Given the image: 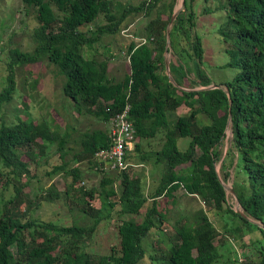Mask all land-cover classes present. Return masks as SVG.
I'll return each mask as SVG.
<instances>
[{"label": "trees", "instance_id": "16d2710c", "mask_svg": "<svg viewBox=\"0 0 264 264\" xmlns=\"http://www.w3.org/2000/svg\"><path fill=\"white\" fill-rule=\"evenodd\" d=\"M203 1L207 4L203 12L213 11L208 5L213 0ZM22 2L34 10L38 22L33 32L35 47L31 51L16 47L7 50L10 61L5 85L0 90V108L13 98L15 68L46 60L64 77L62 92L79 115L90 114L107 123L129 104V118L139 139L135 150L141 151L142 141L160 135V148L141 154L139 159H152L161 166V173L149 193L146 178L133 177L127 170L113 177L102 174L98 188L80 186L79 164L85 163L92 170L95 151L107 147L111 141L106 129L85 131L80 148L71 157L76 165L69 166L64 160L67 152L61 151V163L53 165L47 175L63 172L72 177L64 195L68 198L70 192L76 193L83 204L80 210L95 217L94 223L62 225L34 219L33 209L40 203H53L62 194L53 185L45 191L41 189L36 198L23 193L29 178L28 163L44 156L48 143L60 140L68 132L60 135L46 121H35L29 112L26 118L2 123L0 184H11L13 190L5 196L6 188H0V264H139L146 254L144 239L153 232L159 238L149 245L151 263L235 264L219 262L222 254L218 246L224 241L218 239L219 232L203 209L175 220V232L168 236L169 243L161 238L166 236L161 227L167 217L157 208L156 199H173L180 188L186 194L200 197L208 211L230 213L246 226L256 227L264 239V229L243 218L228 204L216 168L220 161L223 180L232 177L231 186L242 210L264 225V0H218L216 9L226 15L221 33L225 42L230 40L224 48L229 60L223 66L237 70L231 80L220 83L228 87L229 95L224 88L195 89L214 83L203 67L202 42L195 29V0H184L171 24L169 45L166 28L175 12L176 0H142L136 5L115 4L113 0ZM137 15L149 17L139 36L147 41L130 40L125 52L129 72L121 80H115L108 74V61L96 55L85 57L84 47L97 51L93 46L96 42L105 35L118 34ZM99 18L105 23L98 22ZM167 50L172 55L169 73L174 83L164 63ZM37 85L35 78L30 93ZM172 111L181 112L173 122L168 117ZM228 127L231 138L222 157ZM181 138L188 139L183 150L178 147ZM183 164L188 166L178 168ZM22 177L28 178L22 182ZM117 179L121 191L116 202L110 197L115 196L112 184ZM95 198L103 206L119 204L121 215L142 214L139 222L133 218L121 220L117 229L119 247H112L105 255L91 254L82 244L100 221L99 209L91 207L90 201ZM260 254L259 261L242 264H264V254Z\"/></svg>", "mask_w": 264, "mask_h": 264}, {"label": "rangeland", "instance_id": "374dc122", "mask_svg": "<svg viewBox=\"0 0 264 264\" xmlns=\"http://www.w3.org/2000/svg\"><path fill=\"white\" fill-rule=\"evenodd\" d=\"M142 0H113L115 4L136 5ZM182 0H176L175 10L181 9ZM218 0L208 3L213 9L210 13L203 12V8L207 6L203 0H195L193 9L196 14V32L201 38L203 47V67L206 73L211 77L215 84L231 80L237 73L236 69L224 67L229 60L228 54L225 52L224 37L221 29L224 28L226 15L221 9H216ZM134 17V16H133ZM149 17L137 15L131 23L125 26L118 34L105 35L99 42L93 46L97 51L84 47L85 57L97 56L99 59L108 61V74L115 80H121L126 73L129 72V61L126 48L130 40L140 38L144 24ZM103 18H99L98 22H103ZM34 10L26 7L22 0H0V90L5 85V75L7 63L10 61V54L7 52L9 48H18L21 51H31L35 47L33 32L37 27ZM89 28L91 26H88ZM169 60L172 58L171 53L166 54ZM14 78L16 90L13 98L9 103L4 104L0 108V125L2 123H13L18 117L26 118L27 112L35 121H46L51 129L57 131L60 135L65 134L60 140L54 143H48L46 153L38 160L29 161V178L22 177V182L28 178V183L22 189L23 193H28L31 198L38 197L40 190L45 191L49 186L53 185L60 192L61 197L53 200V203H40L32 211V217L42 221H53L57 224L71 225L77 224L81 226H91L95 217L83 213L80 208L83 204L79 203L76 198L77 194L70 192V196L66 198L65 190L67 184L72 177L63 172L53 176L47 175V171L52 169L53 165L61 163L59 154L66 151L64 160L69 166H75L71 160L72 154L80 148L81 135L85 131L93 129H107V124L90 114L79 115L73 108L71 101L64 96L62 92V84L64 77L57 72V67L46 60L31 64L30 67L19 65L15 68ZM38 79V85L34 91L30 93V86L33 80ZM212 83V84H214ZM201 88L200 86L195 89ZM25 104L27 106H25ZM180 111L169 112V121L173 122ZM200 118L205 121L204 116ZM225 143L222 145V157L224 156L227 146H229L231 131L230 127L225 130ZM188 143L187 138L178 140V147L183 150ZM162 140L157 135L152 140L141 142V151H133L130 156L131 165L127 167V172L135 177L141 176L146 178L147 191L154 187L161 173V166L156 165L152 159L142 161L139 159L141 154H149L160 148ZM62 147V150L59 148ZM24 160H28L26 156H22ZM1 166V164H0ZM82 170V180L80 186L85 188H98L102 174L94 172L87 167V164H79ZM188 164L180 165L178 168H185ZM229 167V166H227ZM220 181L226 187L231 186L232 177L223 180L224 170L220 168V161L216 163ZM116 173H109L113 177ZM108 175V174H107ZM1 182V179H0ZM119 180H115L112 188L115 190V196H111V201L117 202V197L121 191ZM5 196L13 190L12 185L5 186ZM110 186V185H108ZM227 201L233 210L242 209L238 204L235 196L228 190ZM157 200V208L161 212L166 213V219L162 224L165 237L161 238L165 243H169L170 234L174 233L173 228L175 220L181 216L189 215L191 212L203 209L209 214V217L219 232L218 239L223 240L224 244L219 243V250L222 254L219 262H234L242 264L248 260L259 261L262 257L260 252L264 254V239L256 227L250 228L241 222L237 217L230 213H216L208 211L207 206L202 203L200 197L186 194L183 188L178 189L174 193V198L159 197ZM91 207L99 209V224L91 237L82 242L84 249L95 255L109 254L111 248L118 249L119 236L118 224L121 220L133 218L136 221L142 219V214L129 215L119 214V204L114 207L109 205L103 206L98 198L90 201ZM0 203L2 201L0 200ZM24 204L21 209L23 210ZM156 219L159 218L155 215ZM251 221L257 222L250 217ZM257 224V225H258ZM264 229V227H261ZM159 238L158 233H150L144 239L145 256L139 264H155L148 259V253L151 251L149 245L154 244L155 238ZM257 240V241H256Z\"/></svg>", "mask_w": 264, "mask_h": 264}, {"label": "built area", "instance_id": "2783aa9c", "mask_svg": "<svg viewBox=\"0 0 264 264\" xmlns=\"http://www.w3.org/2000/svg\"><path fill=\"white\" fill-rule=\"evenodd\" d=\"M135 40L140 43L147 41L144 37ZM129 112L130 105L126 104L111 118L108 126L111 141L107 147L95 151L91 161L94 172L99 174L119 173L127 170V167L131 165L130 156L139 139L136 136L133 122L129 118Z\"/></svg>", "mask_w": 264, "mask_h": 264}, {"label": "water", "instance_id": "95a60500", "mask_svg": "<svg viewBox=\"0 0 264 264\" xmlns=\"http://www.w3.org/2000/svg\"><path fill=\"white\" fill-rule=\"evenodd\" d=\"M181 5H182V7L184 6V0L181 1ZM179 11H180V9L175 10V12L172 14V16H171V18H170V21H169V23H168V25H167V28H166L167 45H169V34H170L169 32H170L171 24H172V22L174 21V19H175V17L177 16V14L179 13ZM169 53H170V51L167 50L166 53H165V57H164V63H165V67H166V70H167V74H168V76H169V78H170V81L174 83V80H173L172 76H171L170 73H169V62H170V60H169V57L166 56V54H169ZM206 88H224L225 91H226V93H227V95H229L228 87H227V86H224V85H221V84H215V83H214V84H210L209 86L201 87V88H197V89H206ZM229 103H231L230 99H229ZM219 179H220V178H219ZM223 186H224V185H223ZM224 189H225V190H228V191H229L231 194H233V195L235 196V198H236V195H235V192H234L232 186H228V187L224 186ZM236 200H237V198H236ZM237 202H238V204H239V201H238V200H237ZM239 205H240V204H239ZM235 211H236L238 214H240L243 218H248L249 221H251L250 218L245 214V212H244L242 209H239V208H238V209H235ZM251 222H253V223H255V224H258L257 222H254V221H251ZM258 226H260V227H264V225H263L262 223L258 224Z\"/></svg>", "mask_w": 264, "mask_h": 264}, {"label": "crops", "instance_id": "0c3cea01", "mask_svg": "<svg viewBox=\"0 0 264 264\" xmlns=\"http://www.w3.org/2000/svg\"><path fill=\"white\" fill-rule=\"evenodd\" d=\"M110 120H111V118H110L109 121H107V123H106V124H107V127H106V128H107V129H106L107 133H108V126H109ZM91 161H92V159H91ZM92 170H93V169H92Z\"/></svg>", "mask_w": 264, "mask_h": 264}]
</instances>
